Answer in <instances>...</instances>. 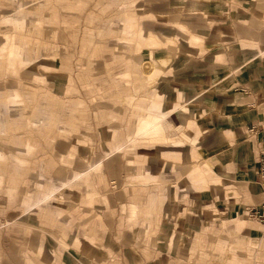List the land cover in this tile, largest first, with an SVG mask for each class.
Returning a JSON list of instances; mask_svg holds the SVG:
<instances>
[{"label":"rangeland","instance_id":"374dc122","mask_svg":"<svg viewBox=\"0 0 264 264\" xmlns=\"http://www.w3.org/2000/svg\"><path fill=\"white\" fill-rule=\"evenodd\" d=\"M29 3L34 6L27 7L23 13L39 14V19L30 26L18 28L1 22L20 12L18 1L0 0V50L4 48V35L17 49H26L21 58H8V46L0 53V89H23L14 97L0 95V108L8 113V107L13 106V110L26 118L30 111L31 115L41 113V104L35 99L49 98L55 104V110L41 113L46 117L41 119L38 131L43 145L35 147L33 144L35 150L26 155L36 157L39 149L46 154L54 153L56 140H70L66 155L56 154V159H52L55 162L49 160L45 162L48 165L43 166L52 171L57 185L67 174L78 145L88 150L90 161L94 159L93 165L83 171L86 175L77 172L71 177V181H81L86 193L83 188H74L58 196L65 206L58 217L64 220L82 214L83 219H76L75 225L81 221L87 224L101 220L104 196L101 190L98 193L91 190H94V172H101L95 163L102 162L100 157H104L118 168L121 177H117L129 197L134 198L135 190L144 185L155 193L148 197L145 210L132 204L130 210L124 211L130 220L140 213L152 220L157 227L154 236L162 242L161 247L173 250L175 243L180 241L178 234L193 229L196 233H209V248L217 250L219 247L214 240L227 234L228 242L218 243L225 244L224 249L238 246L239 241L251 240L254 244L247 248L253 249L254 255H246V259L249 258L251 264H264L254 257L259 253L264 255V225L244 217V208L252 203L240 191L245 186L256 187L258 158L264 151V52L256 48L259 36L264 35V13H250L244 6L245 0H29ZM43 3L44 7L36 6ZM260 5L264 7V0H260ZM127 17L133 19L131 30L139 39H128L126 32L129 30L123 28ZM185 17L193 18V23L187 24L183 20ZM203 22L207 32L195 34L191 27ZM241 32L249 37L252 48L247 59L239 38ZM150 33L162 40L149 38ZM142 38L143 43L140 42ZM127 39L130 41L128 47L119 44ZM192 45L194 50L191 51L188 46ZM215 54L218 58L210 60V69H207L206 63ZM147 62L157 73L142 69L141 65ZM43 63L52 67L43 70ZM175 70H179V77L184 79L176 78ZM33 87L40 89L38 97L32 93ZM155 92L162 93L163 97L160 104L152 107L150 101L159 100ZM49 94L52 95L49 97ZM177 94L181 97L175 98ZM229 96L240 100L229 106L224 101ZM181 105L184 108L179 110ZM64 107L71 113L63 112ZM157 108L174 122H179L185 112L180 132L174 134L172 129L154 138L136 136L138 123L147 115H153ZM25 123L23 129L14 131L7 124L5 133L19 135L30 131L29 123ZM244 142L253 144L250 143L252 154L253 146L255 149L251 164L242 165L234 157L236 147ZM159 144H163L160 145L161 153H153ZM9 147L21 151V147L12 144ZM181 149L188 151V160H175L168 155H175ZM135 161L141 162V170L147 168L152 173L154 170V174H145L141 179L145 172L134 167ZM25 163L26 173L35 167L29 161ZM163 163L167 169L163 168ZM206 163L211 172L226 168L230 176L225 178L230 180V185L212 186L205 179L201 180V186L196 185V175L206 169ZM26 181L23 180V188L34 186L38 192L45 193L46 190L36 183ZM88 187L91 188L89 192ZM166 190L171 191L169 199L163 195ZM180 190L181 199L178 197ZM83 194L87 199L82 203ZM25 197L31 199L29 192H25ZM23 206L24 213L19 210V215L25 214L33 221L40 218V234L48 235L55 229L60 233V246L57 247L65 255L66 251L77 257L85 253L92 255L102 243L103 239H93V253L78 249L66 235L68 230L63 225H49L51 221L45 210L32 212L27 208L28 203ZM172 216H176L175 222ZM240 220L244 221V228L233 233L230 227ZM203 222H211L214 231H208L209 225ZM46 235H42L43 241L53 254L57 243L45 239ZM127 242L120 241L121 244ZM112 246L116 247L114 243ZM181 247L183 250L185 245ZM225 255H229L227 251ZM214 259L208 256L206 262L218 263ZM62 261L67 264L69 259Z\"/></svg>","mask_w":264,"mask_h":264},{"label":"crops","instance_id":"0c3cea01","mask_svg":"<svg viewBox=\"0 0 264 264\" xmlns=\"http://www.w3.org/2000/svg\"><path fill=\"white\" fill-rule=\"evenodd\" d=\"M259 37V42L256 41V48L264 52V35ZM239 38L244 48L243 55L247 59L252 50L249 44V37L244 36L243 32H241ZM247 48L248 50H246ZM257 56L260 55L258 54ZM206 65L208 66L207 69H210V59ZM258 67L259 65H257V68ZM39 90L40 89L33 87L32 93L38 97ZM20 91L23 92V89L8 87L5 91L0 89V95H3L1 97H6L10 94L11 97H14V95H18ZM50 95L52 94H49V97ZM35 102L41 104V113L43 111V114L47 113L48 110H55V104H53L49 98L45 100L35 99ZM8 109V113H4L3 107L0 108V264H66L62 261L63 259L67 261L69 259L68 262L71 264H251L249 261L250 259H246V255H252V253L254 255V250L251 248L248 249L247 247L248 245H253L254 242L247 239L243 242L239 241L238 246H230L229 250L224 249L226 245H220L218 243H227V234H224L223 237L221 235L214 240L215 246L218 245L219 247L217 250H211L209 248L211 245L209 242V240H211L209 233H196L193 229L188 231L185 230L178 234L180 241L179 243H175L176 247H174L173 250H169L167 247H161L160 245L162 242H158L154 236L157 232V227L153 226L152 220L149 218L147 219L144 213H140L142 216L138 214L136 219L130 220L124 211V209L130 210L132 204L136 205L138 209L145 210L148 197L155 193H153L150 187L148 188L144 185L139 186V189L135 190L136 194L134 198L129 197L130 195L125 192L123 184H120V178L117 177V175L121 177L118 168L111 165L112 161H108V158L104 157H100L102 162H100L99 169H101V172H94L92 176L95 183L94 190H91L92 193H94V191L98 193L101 190L104 196L103 209L100 214L101 220L96 219L91 223H87L88 225L81 221L75 225L73 224L74 221L76 219L79 221L82 220L83 216L82 214L79 216L71 215V213L70 217L61 220L58 216L65 206L58 196L69 193L70 190L74 188H83V193H86L81 181L73 178V181H71V177L73 174L76 176L77 172H80L81 176L86 175L87 172L83 171H86L93 165L92 162L94 159L90 161L88 158V150H84L82 145H78L76 147L75 156L72 158L71 166L67 167V174L59 181L60 183L58 184L60 185H57L52 171L43 166L48 165V163L45 162L49 160L55 162L56 160L52 159H56V154L66 155L71 146V141L56 140L54 143V153L50 152L46 154L42 152L43 149H39L36 157L32 158L27 156L26 154L33 152L37 145H43V143L40 142L42 140H40L41 138L38 131L41 129V119H45L46 117L41 113L31 115L30 111L28 117L22 118L17 110H13V106L8 107ZM63 112L71 113L70 110L67 111L65 107L63 108ZM62 118H65V115ZM25 122H27V124L29 123L28 125L31 128L30 131L22 132L19 135L5 133L7 124H9L8 128L14 131L15 129H23L26 124ZM11 144L12 146L21 147L22 152L9 147ZM254 153L255 149L253 146V154H251L250 159L251 163L253 162L252 157ZM42 156L44 158H42ZM234 157L236 161L245 165L239 161L235 153ZM26 161L31 162V166H35V169L33 168V170H30L28 173H26V168L24 167ZM23 172L24 174L22 175L21 173ZM256 174L254 177V181L256 180V187H247L245 184L244 188L243 185L241 187L243 189L240 191L244 194L245 199L252 203V205L246 206L244 209L257 206L264 200V195L257 184ZM21 175L22 178H20ZM94 176L97 177L94 179ZM36 179L40 180L35 182ZM23 180H27V183H36L41 189L46 190L45 193L38 192L34 186H32V188H23ZM25 192H29L31 199L25 197ZM181 192V190L178 191L179 199H181ZM170 193L171 191L169 192L168 190H166L165 194L163 193L164 197L166 195L165 199L171 197ZM86 199V196L83 194L81 202H85ZM165 202L160 208L164 206ZM27 203V208L32 209V212L35 210V212L40 213L42 210H45L46 214L49 216L48 221H51L49 222L50 226L53 225V227H58V225H63V228L68 230L66 235L73 240L74 247L78 249H85V252L88 251L93 253L95 249L92 245L93 239H103L102 243L97 247V252L92 255H89V253L79 254L77 257L73 252L69 253L66 251V256L63 250L57 247L61 235L55 231L56 229L49 231L48 235L40 234L38 229L41 224L40 218H36L37 220L33 221L26 218L25 214L21 213L19 215L21 210L24 213L23 204ZM175 218L176 216L173 217V222H175ZM170 222L171 219L169 222L165 221L164 223L166 225ZM202 224L209 225L207 228L208 231H214V229L210 227L212 224L211 222H203ZM35 226L37 227L35 228ZM122 227L124 228L120 231L119 229ZM72 228L75 229V231L72 232ZM216 233L218 232L216 231ZM42 235H44V237L46 235L45 239L48 241L54 244L57 243L53 249V254L44 243ZM63 239L66 238L63 237ZM120 241L128 242L126 244H121ZM112 243H114L116 247H113ZM181 245H185L183 250H181ZM258 246H261V244H258ZM226 251L229 254L228 256L225 255ZM194 254L196 257L193 258L195 259L191 257V255ZM40 256H42V258ZM59 256H61L62 260H59ZM208 256H213L215 258L214 260L218 263L206 262ZM254 257L264 261L263 254H255ZM221 258L226 259L222 261ZM68 262L67 264H69Z\"/></svg>","mask_w":264,"mask_h":264},{"label":"bare ground","instance_id":"6f19581e","mask_svg":"<svg viewBox=\"0 0 264 264\" xmlns=\"http://www.w3.org/2000/svg\"><path fill=\"white\" fill-rule=\"evenodd\" d=\"M18 1V11H20L18 14H15L12 18L11 17H7V18H3L1 20L2 23H10V24H13V25H16L18 28H23L25 26H30L32 25L33 23H36L39 19V14H28V13H23L24 10H26L27 7H30V6H34V3L30 4L29 3V0H28V3H25V1H21V0H17ZM30 4V5H29ZM36 6H40V7H44L45 6V3L41 4V5H38L36 4ZM245 8L250 11V13H256V14H261V13H264V7H262L260 5V0H249V1H246L245 0V4H244ZM187 24H192L193 23V18L191 17H185L183 19ZM134 21L132 18L130 17H127L124 19V22H123V28L126 29V30H129L126 32L127 36H128V39H130L131 41H134L132 39H135L137 38V35H134L133 33V30H131V27L133 25ZM193 32L195 34H198V33H206L207 32V26L206 24L203 22V23H200L199 26H192L191 27ZM183 32H185L183 30ZM151 35V33H150ZM145 37V36H144ZM143 37V38H144ZM149 38L151 39H156V40H162L161 38H155L153 37V35L151 36H148ZM140 39V42H144V39ZM121 40L120 41V45L123 46V47H128L129 46V40ZM139 39V37L137 38ZM4 43V48H1L0 50V53L4 51L5 47L8 46V58H15V57H23L25 52H26V49L22 50V49H17L14 45L12 44L11 45V39L8 38L6 35H4V38H3V42ZM188 48H190V50H194V47L193 45L192 46H188ZM133 56V55H132ZM167 57V56H166ZM136 58V56H135ZM154 58V57H153ZM218 58V55H213L212 58L210 60H213V59H217ZM53 61V59H47V61ZM211 62V61H210ZM44 64V63H43ZM41 65L42 66V69L43 70H47L49 68L52 67V65H47V64H44V65ZM142 69L144 70H151L155 73H157V70L155 69V67H153L150 62H147V63H144L143 65H141ZM172 70V69H171ZM170 70V71H171ZM180 71L179 70H175L174 74L176 76V78L178 79H184L182 77H179L180 76ZM155 89V86H153V90ZM163 91V89H162ZM161 92V91H160ZM160 92H155V93H158V97L156 99H159V100H151L150 101V104L152 105V107H156L158 104H160V99L163 97L162 93ZM160 93V94H159ZM181 94H177L175 98L177 97H181L180 96ZM240 99H233V96H229L228 98H225L224 101L226 104H229L234 106V104L238 103ZM159 101V103H158ZM169 105V104H168ZM179 110H181L182 108H184L182 105L178 107ZM188 110V109H187ZM189 115L191 116H196L194 113L192 112H188ZM150 116V117H149ZM188 117V116H187ZM184 119H185V112L180 116V119H179V122H174V121H171L170 118H169V115L167 114V116H165L164 114L160 113L158 111V108L156 109V111L154 112L153 115H147L146 119H143L141 120L138 125H137V131H136V136L138 137H148V138H154V137H158L160 135H166L168 133H170L173 129V133L175 134L176 132H180L181 130V126H183L182 123L180 122H183L184 123ZM43 120V119H42ZM238 129V127H235ZM64 130V129H63ZM240 131V130H239ZM58 132H62L61 130H58ZM189 142L192 144L193 142L191 141V139H188ZM176 141V140H175ZM177 144H178V141H176ZM176 144V145H177ZM163 146V144H159V145H156L152 150L153 153L157 152V153H161V146ZM193 145V144H192ZM176 147V146H175ZM236 151H235V155L238 157L239 161H241L242 163L246 164H250V159H251V154H252V146L249 142H244L242 143V145L236 147ZM175 155L173 154H168L169 156H171L172 158L174 157L175 160H188L189 159V154H188V151H185L184 149H181V152H179L178 150L176 151V153H174ZM100 161L98 160L96 163H95V167L96 168H100ZM166 164V163H165ZM169 165V164H167ZM139 166V167H138ZM141 162L139 161H135L134 162V167L136 169H139L141 170ZM163 168L164 169H167V166L164 165L163 163ZM210 166L208 163H206V169L200 171L197 175H196V185H199L201 186V180L205 179V180H209V184H211L212 186H217L219 183H225V187L230 185V180L229 179H226L225 177L226 176H230V173L229 171L226 169V168H218L216 169L215 172H211L210 171ZM142 172H145V173H142L140 176L141 179H144V175L145 174H154V170H153V173L150 171V169L148 170L147 168L146 169H143L141 170ZM156 178L159 179V177L155 174ZM228 178V177H227ZM91 190L90 187H88V192ZM262 191V190H261ZM263 193V192H262ZM264 195V194H263ZM149 211V206L147 208V212ZM244 225V221L243 220H240V221H236L232 227H230V230L233 232V233H239V231L244 228L243 227ZM249 229V228H248Z\"/></svg>","mask_w":264,"mask_h":264},{"label":"built area","instance_id":"2783aa9c","mask_svg":"<svg viewBox=\"0 0 264 264\" xmlns=\"http://www.w3.org/2000/svg\"><path fill=\"white\" fill-rule=\"evenodd\" d=\"M257 184L264 194V152L258 159ZM244 217L264 225V200L257 206L247 207L244 210Z\"/></svg>","mask_w":264,"mask_h":264}]
</instances>
